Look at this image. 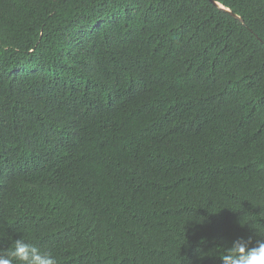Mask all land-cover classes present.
<instances>
[{"label": "trees", "instance_id": "16d2710c", "mask_svg": "<svg viewBox=\"0 0 264 264\" xmlns=\"http://www.w3.org/2000/svg\"><path fill=\"white\" fill-rule=\"evenodd\" d=\"M250 223L264 0H0V253L221 264Z\"/></svg>", "mask_w": 264, "mask_h": 264}, {"label": "clouds", "instance_id": "9594fccd", "mask_svg": "<svg viewBox=\"0 0 264 264\" xmlns=\"http://www.w3.org/2000/svg\"><path fill=\"white\" fill-rule=\"evenodd\" d=\"M251 234L234 239L220 256L221 264H264V230L248 224ZM0 264H59L51 250L24 237L14 239L9 251L0 253Z\"/></svg>", "mask_w": 264, "mask_h": 264}, {"label": "water", "instance_id": "95a60500", "mask_svg": "<svg viewBox=\"0 0 264 264\" xmlns=\"http://www.w3.org/2000/svg\"><path fill=\"white\" fill-rule=\"evenodd\" d=\"M216 6H218V4L217 3H215V2H213ZM235 18H237V19H239L237 16H234Z\"/></svg>", "mask_w": 264, "mask_h": 264}]
</instances>
